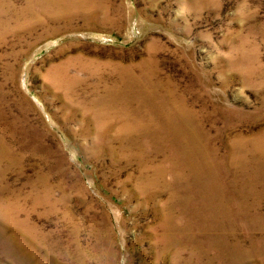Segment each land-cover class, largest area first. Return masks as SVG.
I'll return each mask as SVG.
<instances>
[{
  "label": "rangeland",
  "instance_id": "rangeland-1",
  "mask_svg": "<svg viewBox=\"0 0 264 264\" xmlns=\"http://www.w3.org/2000/svg\"><path fill=\"white\" fill-rule=\"evenodd\" d=\"M65 1L0 0V264H264V0Z\"/></svg>",
  "mask_w": 264,
  "mask_h": 264
},
{
  "label": "bare ground",
  "instance_id": "bare-ground-1",
  "mask_svg": "<svg viewBox=\"0 0 264 264\" xmlns=\"http://www.w3.org/2000/svg\"><path fill=\"white\" fill-rule=\"evenodd\" d=\"M69 0H66V4L69 5V2H67ZM55 2H59V1H55ZM54 2H49L47 5H45L44 7H42L43 9H47L51 4H53ZM170 96H173L174 97V94L171 93ZM185 109V108H184ZM186 110V109H185ZM181 111V116L184 117V116H187L186 112H184L183 110H180ZM188 111V110H187ZM190 112V111H189ZM191 113V112H190ZM185 118V117H184ZM185 120L187 121V125L190 129V122H189V119H188V116L185 118Z\"/></svg>",
  "mask_w": 264,
  "mask_h": 264
}]
</instances>
